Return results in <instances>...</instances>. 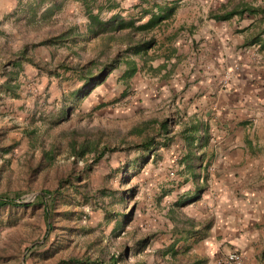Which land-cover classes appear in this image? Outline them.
I'll return each mask as SVG.
<instances>
[{"label": "rangeland", "instance_id": "obj_1", "mask_svg": "<svg viewBox=\"0 0 264 264\" xmlns=\"http://www.w3.org/2000/svg\"><path fill=\"white\" fill-rule=\"evenodd\" d=\"M24 1L0 0V63L6 62L8 57L15 58L23 44H27L28 52L36 60L46 63L44 68L21 63L15 81V95L0 86V194L19 192L17 201L20 202L30 201L41 187L53 186L55 174L74 160L68 144L70 130L77 131L73 137L78 141H95L96 149L103 145L124 146L126 142L139 140L143 135L136 129L145 128V132H149L154 119L172 116V99L155 92L153 88L159 77L146 67L139 68L138 75L132 76L127 86L119 80L123 66L117 67L79 102L82 89L72 93L79 82L69 70L54 67L55 62L65 55L72 59L78 55L83 60L93 58L99 48L98 38H85L84 17L72 1L67 0L63 9L50 21L30 23L26 22L27 16L23 13ZM101 2L104 17L116 12L125 18L141 16L139 22L147 18L144 10L152 9L154 3L173 6L167 26L161 32H155L158 41H161L163 36L172 32H175V38L182 36L186 40L207 23L208 12L219 11L222 6L227 9L238 2L254 4L258 0ZM69 27L74 28L75 44L65 42L58 46L29 47L30 43ZM150 52L153 54L152 50ZM159 52L156 54L159 55ZM156 58L147 65L155 64ZM52 68L56 69L55 74L48 72ZM2 80L0 75V85ZM145 80L149 81L151 89L140 92L143 89L139 86L144 87ZM60 101L70 112L64 119L52 124L47 115L57 110ZM82 129L86 130V134L82 133ZM171 129L174 133L178 127L172 126ZM176 140L173 135L167 146L157 145L152 154L147 153L135 162L131 161L134 154L127 151H105L95 163L92 162L93 152L77 157L75 165L78 168L91 164L89 171L84 175L81 172L83 177L80 181L81 191L87 194V203L80 201L74 205L73 202L78 200L76 197L69 207L62 205L82 213L79 219L75 213L64 221L55 218L51 223L47 243L51 240L59 242L60 247L50 258L38 255L43 248H38L35 253L28 252L34 244L41 243L46 234L38 208L17 211L12 217L13 222L5 218L6 212L0 211V264H54L82 254L106 258L124 246L128 249V264H165L168 257L161 258L158 250L170 242L171 220L173 216L180 217L181 212L174 202L178 196V186L174 182L177 172H173L172 177L167 170L178 148ZM51 144L53 158L50 166L27 179L26 170L30 162L37 159L41 148L47 150ZM121 190L125 192L123 197L120 196ZM121 211H125V215H121ZM184 211L188 212L187 207H183ZM181 219L185 222L187 218ZM146 235L150 237V242L142 246L137 240Z\"/></svg>", "mask_w": 264, "mask_h": 264}, {"label": "crops", "instance_id": "obj_2", "mask_svg": "<svg viewBox=\"0 0 264 264\" xmlns=\"http://www.w3.org/2000/svg\"><path fill=\"white\" fill-rule=\"evenodd\" d=\"M234 7L241 12L210 18ZM206 18L186 40L175 38L168 59L158 55L152 64L159 77L153 89L172 99L177 132L194 138L186 145L175 135L167 170L177 172L181 212L168 238L203 264L230 252L241 255V264H264V0L222 6ZM148 80L140 92L151 89ZM183 155L188 165L178 161Z\"/></svg>", "mask_w": 264, "mask_h": 264}, {"label": "trees", "instance_id": "obj_3", "mask_svg": "<svg viewBox=\"0 0 264 264\" xmlns=\"http://www.w3.org/2000/svg\"><path fill=\"white\" fill-rule=\"evenodd\" d=\"M75 3L84 17V36L88 39L98 38L99 48L95 52L93 58L83 60L80 56H75V59L65 55L61 59L55 62L54 67H60L64 70H69L79 82V86L75 88L72 93H77L82 89V92L78 96V101H82L90 89L101 84L110 72L117 67L123 66L122 72L119 76V80L125 83L139 70V68L146 67L151 72H156V67L147 65V62L155 59L160 50L159 56L163 59H168L175 51L173 47V40L175 38V32L169 33L162 37L161 41H158L156 37V30L161 32V29L167 26V20L173 14V6L158 5L154 3L152 9L144 10V15L147 18L141 21V16L128 17L120 15L119 13H112L107 17L102 15L103 3L101 0H69ZM23 13L27 16V23L35 21H50L57 12L63 9V6L67 0H26ZM112 7V6H109ZM250 12L254 11V8L247 6L243 8ZM243 10V11H244ZM241 10L237 8H231L227 12L221 14H212L210 18L213 19H225L233 14L240 13ZM75 32L73 27H69L65 30H61L55 33L48 34V36L42 38L38 42H32L29 47L34 45H63L65 42H71L75 44ZM153 54H150V51ZM75 51H72L74 53ZM26 62L37 68H44L46 63H41L36 60L29 52L27 44H23L15 55V58L6 59V62L0 63V75L3 77L1 87L7 93L14 94V88L16 76L21 70V63ZM55 68L48 70L49 73L55 74ZM92 81V84L89 82ZM86 87V89H84ZM76 101V102H78ZM75 103V102H74ZM77 104V103H75ZM102 106V105H100ZM70 112V109L64 107L63 102L60 104L56 111L49 113L47 116L49 122L52 124L57 123L59 120L65 118V115ZM43 115V114H42ZM42 115L40 117H42ZM154 125H152L149 132H145V128L136 129L138 133H143L139 140L134 142H126L124 146H107L103 145L96 149L95 141L89 143L83 140H76L73 137L77 133L76 130H70L68 134V144L70 145V153L74 157L68 167L62 168L54 176V183L51 187H41L38 189V193L28 202L17 201L19 198L16 192L13 195L0 194V211L6 212L5 218L8 221H12L14 213L25 208H38L42 222L44 223L46 234H44V240L41 243L34 244L28 252L35 253L38 248H43L42 252H38L39 256L44 258H50L57 249L60 247L59 242H53L52 240L47 243V234L52 227V222L55 218H60L64 221L72 214H77V219L80 218L81 210H73L72 208H66L71 205L76 197L78 200L73 202L74 205L79 203H87V194L81 191V180L83 175L89 171L91 164L84 165L83 168H78L75 165L76 158H82L86 152H93L94 157L92 162L95 163L103 155L105 151H127L134 154L131 158L132 162L137 159L143 158L147 153L152 154L157 148V145L167 146L172 140L173 135L186 145H191L193 136L184 134L185 129L178 132H172V126L175 122L172 120V116L167 115L161 119H154ZM93 131V130H92ZM82 133L86 134V130L82 129ZM205 139L198 138L197 143L203 144ZM53 145H50L49 149L41 148L36 160L31 161L27 167L26 175L29 180L37 175L39 171L50 166V161L53 158ZM157 154L154 155L156 158ZM188 155L180 156L179 162H186L188 165ZM185 165V166H186ZM118 169V167H116ZM83 175H82V173ZM178 173H181L178 171ZM124 190H121L120 196L123 197ZM62 205L66 207L63 208ZM121 215H125V211H121ZM185 225H189L188 220L182 222ZM182 224V225H183ZM65 228V226H63ZM188 234V230L186 231ZM142 246H146L150 242V237L146 235L143 238L137 240ZM188 246L185 245L183 251H179L174 248L172 242H168L162 246V250L159 249V256L168 257L165 264H203L204 260L200 257H189L186 251ZM186 250V251H185ZM127 247L124 246L122 250L108 255L106 258L101 255H88L82 254L73 258L58 260L54 264H128L127 263ZM157 251V250H156ZM182 257L184 259H182ZM164 262V261H163ZM175 262V263H174Z\"/></svg>", "mask_w": 264, "mask_h": 264}, {"label": "built area", "instance_id": "obj_4", "mask_svg": "<svg viewBox=\"0 0 264 264\" xmlns=\"http://www.w3.org/2000/svg\"><path fill=\"white\" fill-rule=\"evenodd\" d=\"M215 264H241V255L237 252H230L215 260Z\"/></svg>", "mask_w": 264, "mask_h": 264}]
</instances>
